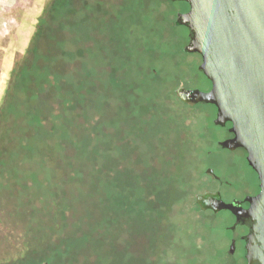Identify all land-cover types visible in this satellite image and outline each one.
Instances as JSON below:
<instances>
[{
  "label": "rangeland",
  "instance_id": "obj_1",
  "mask_svg": "<svg viewBox=\"0 0 264 264\" xmlns=\"http://www.w3.org/2000/svg\"><path fill=\"white\" fill-rule=\"evenodd\" d=\"M185 48L169 0H0V264H228Z\"/></svg>",
  "mask_w": 264,
  "mask_h": 264
},
{
  "label": "water",
  "instance_id": "obj_2",
  "mask_svg": "<svg viewBox=\"0 0 264 264\" xmlns=\"http://www.w3.org/2000/svg\"><path fill=\"white\" fill-rule=\"evenodd\" d=\"M169 3L202 90L181 88L179 99L185 104L208 106L221 147L245 150L261 183V192L247 199L250 208L246 211L240 202L225 203L219 193L198 196L197 205L202 211H230L238 220L251 219L247 264H264V0ZM228 123L234 138L223 142L229 127H222ZM224 153L235 183L246 182L250 175L244 172L245 155ZM242 233H246L244 228L232 231L228 264H246L243 243L238 241L235 251L232 246V240Z\"/></svg>",
  "mask_w": 264,
  "mask_h": 264
},
{
  "label": "flooded vegetation",
  "instance_id": "obj_3",
  "mask_svg": "<svg viewBox=\"0 0 264 264\" xmlns=\"http://www.w3.org/2000/svg\"><path fill=\"white\" fill-rule=\"evenodd\" d=\"M187 12H189V9ZM208 91H210V90H208ZM226 127L227 128L229 127L228 128L229 136L225 140H223V142H225L226 140L234 138V135L230 132L232 125L230 123H228V124H226L225 127H222V128H226ZM220 143H222V142H220ZM220 143H219V145H220ZM220 148L223 149L224 151H226L228 153H232V154H234L236 152H242V154L245 155L244 158L242 156V158H243L242 162L244 163V167H243L244 172H247L250 175V178H248L246 182H243V184L241 183V184L235 185L232 182H228V181L223 182L221 180L222 178L220 176H214V179L216 181L220 182L221 185H225L227 187V192H228L229 198H228V201H226L224 194H222L221 192H211V193H209V195L215 196L216 194L219 193L221 196V199L227 204H233V203L240 202L241 203L240 207L246 211L250 208V203L247 201V199L248 198H254L261 192V183H260L258 174L249 165L248 154L245 150L237 149V150L231 151V150L222 148L221 145H220ZM246 190L248 192H246ZM227 212H229L230 215L235 219L234 225L230 228L233 232H237V230L241 229V228H244L246 230V233H244V234L242 233L239 236H237L235 239L232 240V246H234V251H235L236 243L238 241L243 243L244 260L247 264L246 247H247V243H248V236L250 235L251 230H252L253 222L251 221V219H248V218H246V219L240 218V220H238L237 217L232 212H230V211H227ZM231 254H234V252Z\"/></svg>",
  "mask_w": 264,
  "mask_h": 264
}]
</instances>
